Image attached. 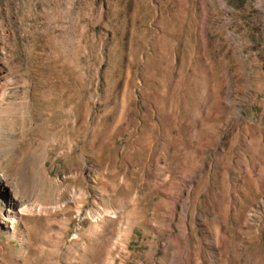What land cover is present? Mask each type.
<instances>
[{"label":"rangeland","instance_id":"374dc122","mask_svg":"<svg viewBox=\"0 0 264 264\" xmlns=\"http://www.w3.org/2000/svg\"><path fill=\"white\" fill-rule=\"evenodd\" d=\"M10 191L0 264H264V0H0Z\"/></svg>","mask_w":264,"mask_h":264},{"label":"bare ground","instance_id":"6f19581e","mask_svg":"<svg viewBox=\"0 0 264 264\" xmlns=\"http://www.w3.org/2000/svg\"><path fill=\"white\" fill-rule=\"evenodd\" d=\"M11 197L7 204V208L5 210V218L0 220V223L5 225L6 222H11L13 225L14 220L17 218V215L26 213L27 207L22 204L21 199L17 196L15 191H10ZM12 225L6 226V228H12Z\"/></svg>","mask_w":264,"mask_h":264}]
</instances>
